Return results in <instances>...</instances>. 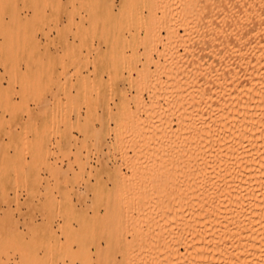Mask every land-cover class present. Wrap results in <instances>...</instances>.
<instances>
[{"label":"rangeland","instance_id":"rangeland-1","mask_svg":"<svg viewBox=\"0 0 264 264\" xmlns=\"http://www.w3.org/2000/svg\"><path fill=\"white\" fill-rule=\"evenodd\" d=\"M145 1L148 3V5H145L147 4ZM145 1H143L145 3L144 4L142 0L140 1L139 0H0V264H121L122 251L124 250L127 244L124 238L126 235H127L126 237L128 238L132 237V234L134 233L133 231H135L136 229L135 225L138 221V220L135 221V219H137L136 215H138V209H136V207L131 208L129 210V213H126V209H127L126 206L128 202L131 200L137 202V200H135L137 199V195H133L132 193L129 192V190L131 189L132 191L131 190L130 191L133 193H136V191L140 192L139 188H137L138 186H136L138 184L135 183L136 177L134 178L135 179L133 182L134 184L132 183V185L135 184L136 185L133 186V188L130 186L132 181H129L128 179L132 180L133 179L132 174L134 173L130 172L129 169L131 165V164L129 165L130 161L129 163H126V161L128 162V159L132 161L133 159L132 163L134 164L131 165L132 166L131 169H132L133 166L135 165V160H137L136 164H138V166L135 165L134 170L131 171H137L138 169L139 170L141 169L140 171H142L143 169L146 168L151 169L150 168L151 166L153 167L155 166L156 168L157 167L156 164L159 163V161L157 163L156 160L159 158V156L157 155H159L158 150L160 148L157 145L159 143H157L154 139H152L154 141V145L152 144L153 145L152 146L151 144H149L152 147L151 146L150 147L147 146V147L153 150L155 143H157L156 145L158 148L156 146L155 147L158 149L157 150L158 153L155 151L156 148H154V151L156 152V156H155L153 155L155 152L151 153L152 151H150L149 149L150 151L149 153H151V157H148L149 159L147 160L146 158L149 155L147 156L145 155L148 153V149L146 147L147 149L146 150L145 148L142 147V145L143 144H145L144 146L148 145L147 141L151 138V136L147 135V137L150 138L148 139L146 137L148 139L147 141L145 140L146 143L145 141H143L144 142L143 143L141 140L144 134L145 135L147 134L144 130L147 128L149 124L145 126L146 128L144 127V125L143 126L141 125L143 120H147L149 118V117L147 118V116L149 114L148 112L150 111L149 109L147 112H144L145 108L143 107V103L145 100H147L145 101V104L149 103L148 98L150 99L151 97H149L150 94L148 91L152 89L153 86H155L156 84L154 82L152 83L151 81L150 83L153 85H151L150 87L149 81L148 84L145 83L143 85V80H141L142 81L141 84L143 85L142 86L139 85L140 82L138 81H140V78H138L139 80L137 79L138 81L135 82V83H139L137 84L138 89L140 87V89L142 88L143 90V87H145V85L146 87L149 86L148 87L149 89L146 88L148 89L147 91H145L146 89H144V92L142 90L140 91L136 87H135L136 89L134 88V85L136 84L131 85V87L132 86L133 87L130 89V84L124 81V79H126L128 76V72H130V71H126L127 68L128 69L130 68L127 65L129 64L132 67L131 72L136 77L139 74L138 72L136 73L135 71L136 70L141 71L139 67L142 68L141 67L142 65H147V66L150 65V68L148 67L149 73L152 70L151 68L154 67L153 71L155 72L153 73H156L155 75L156 76L159 75V77L160 74H162L161 78L164 80V77L166 79V75L164 72L166 69L164 68L163 72H161V69H163L164 64L165 67L168 68L167 64L169 62V59H173V56H175L174 60L176 62L179 59V61L177 62L179 66L177 65V63L174 62L175 65H177L179 68L181 65L185 64L186 61L188 62V60L192 58L191 57L192 53L195 54V52L191 53V51L197 50L196 55H199L198 52H201L200 56L206 54L205 52L206 49H204V47H206V43L203 45V43L205 42V40L202 42V40L204 39L203 37H201V39L203 38L202 40L198 39L199 42L198 40L195 39H194L195 43L192 42L193 36H191L192 35L191 31L187 29L189 27V23L191 24V21L188 23L187 28H184L185 26L184 27L182 26L183 21L181 20V18L188 16L190 17V15L186 16L187 14H189L186 13L188 11L186 9L188 8L187 5L190 0H168L169 2L167 0H152L155 1L153 2V4L152 2H150L151 0H145ZM163 2H165L164 3L165 5L163 4ZM150 3L151 5H149ZM163 5L165 7H163ZM149 6L151 7L149 8ZM141 7L144 9L142 10L143 13L141 12L142 9ZM167 9L169 11H167ZM164 11L165 12L167 11L166 14L167 17L164 16L165 15ZM168 14L170 15L169 18L172 17L170 19L171 23L170 22L169 23L172 25L174 22V26H169V23L167 24V22H164L165 19L168 18L169 16ZM39 16L40 18L42 17L41 21L40 18H38ZM143 18L146 21L142 20ZM186 19L184 18V20ZM157 20L160 21L159 24L156 23ZM200 22L203 23L202 21ZM165 23L166 25H164ZM177 23H181L180 26ZM184 23L186 22H183V24ZM155 24L157 25L155 26ZM37 25L44 28L43 29L44 31L50 33L44 35V33L46 32H42V31L38 32V35L40 34L39 38L41 42L37 44H31L28 41L26 42L25 40L26 34L30 33L32 29ZM176 25L179 26V29L178 27L176 29ZM167 26L170 27L171 29L170 28L166 29L165 27ZM172 27H175L174 28L175 31L172 30ZM152 28L153 30L155 29L157 31H160L159 33L162 35L161 36V38H163L162 40H159L161 38L156 32H155L156 35H152L154 34V31L152 30L153 33L151 31ZM158 28L160 30H158ZM149 30L151 32H149ZM178 30H179L178 32L179 36L180 35L182 36L180 38L182 40H180L178 36V40L180 42H177V38L175 37L176 38L175 40V38L173 37L174 35H176ZM168 31L172 33L171 35L174 38V40H170L173 39L172 37L170 38L171 35L170 36L167 35L168 37L166 36V33ZM182 32L183 35L181 34ZM186 32H189L190 34L188 33L189 34L188 35ZM74 33H76V37ZM77 35H79V37ZM184 36L187 37V40L186 37ZM168 39L170 40V42L171 41L174 42V44H172L173 42L170 44L173 48L175 44L177 45L175 49H172L171 47L167 46ZM200 40L202 44H198L201 43ZM91 41L92 43L94 42L93 45L92 43H90ZM192 43L194 44L193 46L194 48L191 47L193 45ZM196 43L198 44L197 46H199V48L196 47ZM110 44L111 45L113 44L115 46L113 48L116 49L118 52L114 49L110 50V48H112ZM166 46L167 48L169 47L172 50L169 49L165 50ZM119 47L124 50L123 52H125V54L122 52V50ZM201 48H203L202 50H204V52L201 50ZM173 50H176L175 52L179 51L180 54L177 53L179 54L177 55L175 53V55L174 54L172 55L171 53L172 57L166 58L168 54L166 55V53H163V51H166L167 53L169 52L170 54V51L172 52ZM120 51L122 52V55ZM160 52L161 55L162 54L165 55V58L168 59L167 60L168 62L164 59V55L160 56V60L158 62H162L164 59L167 62V64L165 61H164L165 63L162 62V65L160 63L161 69L159 68L160 69L159 70L155 68V66L159 67V64H157L156 62L158 60V56L160 55ZM59 55L61 56L63 55V57ZM116 55L118 56V59H116L117 58ZM147 56L148 57L154 56L153 58L155 60L149 58V61H151L152 63L150 62L149 64H146L148 62L142 60H146ZM176 56L179 57H177L176 59ZM125 57H127L126 58L127 60L124 59ZM186 57H190V58L186 59ZM36 59L39 60L38 64H34V65L32 64V66L27 68L26 64L29 62H34ZM150 59H152L153 61ZM90 60L94 62L96 69H93L94 65L92 66L93 62ZM113 60L114 63H116V65L113 64ZM120 60H124L125 62L124 61L120 62ZM181 60L185 63H183ZM111 61H112V65H114V68L112 67V65H110ZM173 61L171 60V63ZM154 62L156 65L155 64L153 65ZM174 63H172L171 65L173 71L177 67L174 66ZM107 65L110 68L109 71L111 73H108ZM122 66H124L125 68L123 69ZM168 66H170V62ZM133 67L135 69H133ZM144 68L148 70L147 67ZM156 69L158 70V72H156ZM169 69L170 67L167 70L169 71ZM167 70H166V74L168 72ZM93 71L95 72L93 73ZM121 71L123 73H121ZM113 73L114 75H118V76L122 74L120 77L124 79H122V81H119L120 84L118 82L115 84V81H113L114 80L112 78ZM142 73L143 72H141V75ZM147 73L145 72V74ZM169 73L170 72H168V74ZM151 74L146 75V77L148 76L146 80H148L149 78L152 79L153 77L156 78V76H153ZM141 75H139V77H141ZM143 76L145 75L143 74ZM99 79L102 80L103 86L105 87L104 89L105 94L104 96H100V97L97 95L96 92L97 91L96 82ZM142 79H144V77ZM111 84L112 86H110ZM32 85H34V87H32ZM118 85L120 89H124V91L126 89L128 90V91L126 90L128 92L126 99L131 95L130 98H128L129 100L125 99L124 103L127 104L129 102L130 105L132 104L131 108H129L130 106L129 104L127 105L129 112L128 110L126 111L128 113H133L137 115L139 126L137 127L136 130H139V127L140 129H142L143 127L145 128V129L143 128L144 130L143 129L140 130L141 132L143 131V133L145 132L143 135L141 134V132L139 131H138L139 133L137 132L139 134L138 137L139 139L137 141L140 140V142L143 143L141 144L139 142L141 144L140 148L145 149L144 152L146 154L142 153L143 150L142 151L138 150V146H140V144L136 143L137 138L133 140L134 142L136 141L134 144H137L138 146L133 144V140L131 142V140L129 139L130 140L129 142L132 144V147L136 150L134 151L137 153L139 152L140 154L142 153L143 156H145L146 161L148 162H146L143 159L144 158L143 156L141 157L139 155H138V158L140 157L139 161L137 158H133V157L132 159H130L131 153L133 154V156L135 155V153L134 151L132 152V150H130L132 149V147L130 148L131 145H129L130 143L128 142L127 138L126 140L129 147H127L125 141V143H123V147H119L118 145V147L116 148L117 142H115L116 140H114V138L117 139V135L116 133L115 134L113 133L114 130L116 131L118 130V128L114 122L115 119L113 118L118 117V115H120L119 113H122L121 111L123 108L121 109L120 105H122V107L123 105L126 107L125 104L120 103L123 102V100L121 99L120 95L117 94L116 86ZM100 90L101 88L99 89V91ZM109 91L111 92L110 94ZM135 92L138 93V95ZM141 92H142V96H141ZM132 93L134 94L132 95ZM95 94L98 96L96 98L98 99L100 98V100H98V103L96 102L97 99L95 98L96 96ZM146 94H148V96ZM134 95L136 96L137 99L140 96L141 97L144 96L145 99L144 100L142 98V100L144 101L140 103V105H142L141 106L142 108L140 107V105L135 104L136 110H138L137 112L135 110V107H133L134 102L137 103V101H141V100L140 99L136 100L134 98L135 97ZM31 97L37 98L38 100L35 101L36 99H33ZM93 98L95 99V102L97 104L93 103L94 102ZM157 98H155L156 100L155 104L158 103V105H160L159 103H161V101L164 98L159 97L158 99L159 102L157 101ZM107 100L110 103L107 102ZM164 100L161 103V106L158 105L157 106L163 109L165 105L166 108L164 110H167L166 113L168 117L172 116L173 115L172 113L174 112L171 107L173 106L171 104H170L171 106H169L167 100L165 101ZM37 103L47 104L48 110H46L47 112L46 115L48 114L50 115L52 113L51 110L53 109L51 108H54L55 105H56L55 107L56 109L55 108L54 109L56 112L59 111V109L60 111H62L67 107L72 110V112H70L71 110L67 108V111L69 110L68 112L69 114L67 112H66L67 114H65L64 113V111L66 110L65 109L62 112V114L65 117L61 116L62 114L58 112L59 113L58 118L59 115L61 118L63 117L62 119H65L67 116L70 115L71 118L70 116L69 118L71 120L66 118V121H64V123L60 121L62 120L61 118L56 120L57 123L61 126L60 129L64 130V132H66L67 135L65 134L62 137L59 135L60 133L56 134L57 132L55 130H52L50 132L48 130V132L47 131L44 132V134H46V138H45L46 143L48 142V147L50 148L47 154L49 167L43 164L42 159H40L41 156H44L46 154L43 151V149L40 147V145L42 146V144L39 145V141L33 140L32 132L30 133L29 130L27 129L28 132L30 133L29 134L27 130L24 131L21 128L20 124H17V119H20L21 117L23 118V120L24 119L27 120L30 115H32V117H40L41 115H43V113H45L44 110L45 107H43L44 109H42L41 107L42 105L39 106ZM106 103L110 105L107 106ZM151 103L152 101H150L149 104ZM60 105L62 106L60 107ZM89 105L90 107L88 110L87 106ZM95 105H97V108H94L96 107ZM137 105L139 108H141L143 113H141L140 109L137 108ZM114 107L117 108L118 110L117 112H116V108ZM78 109H80V114L81 113L83 114L80 115L79 112L77 113L76 111H79ZM93 109H97L99 111ZM101 109L102 111H100ZM109 109L110 111L108 112ZM92 110H93V115L91 113L92 117H90L89 115H87V113L89 114V112H91ZM169 110H171V113H169L170 112ZM95 111H97L96 114ZM56 112L54 114H56ZM109 113H111V116ZM82 115H84V117ZM85 115H87V119L89 118L90 120L87 119L84 120V126L87 128L86 129L87 134L84 136L85 133L84 134L82 133L85 132V128L82 129L83 124L80 122H82L83 119L86 118ZM149 115L151 117V114ZM76 116H78L79 118L77 117L76 119L75 118ZM175 116H177V114H175L174 117L172 116L173 120L171 117H169L171 118L170 119L171 121L170 120L169 121L172 124V127L176 130L178 126L177 125L178 122L175 123V121H178V119L176 120L177 117ZM153 118L154 119L152 120L155 121V114ZM91 119L93 121L95 119L97 120H95V122H91L92 121ZM152 120L150 118L148 119L149 122L150 121L152 122ZM70 121L72 122V124ZM148 121H146V123H148ZM68 122L74 126L77 125L76 123L78 122L80 124L77 125L79 126V128L75 126L76 129L74 130L73 127H71L72 129L71 130ZM143 123L146 124L145 121ZM14 124H17L18 132L23 133L24 131L26 135L28 133L30 137V138L28 137V140L29 139L31 140V141L29 140L30 141L29 143L21 142L19 144V150L17 152L15 151V148L9 143L11 131L13 130L11 127ZM62 124H66L65 127ZM93 124L95 126H93ZM86 125H88V127ZM98 126H100L99 127L100 129L98 128L99 130L97 133L93 132L95 134V137H92L94 135H92L91 130H93L94 128H96L97 130ZM112 126L114 127V130ZM150 126L153 127L150 124L148 126V130L146 131L150 132L149 131V129L151 128ZM110 128L113 131V133L112 131H110L109 134L106 130L109 131ZM152 129L154 128H151L150 135L154 134V133L152 134ZM69 130L71 131V135ZM79 131L82 133H80ZM96 134H98V137H96L97 136ZM108 134L111 136H106ZM55 136L56 138H59L60 136L59 139L60 141L58 142L56 141L57 143L53 142V140L55 141L56 139ZM78 136L79 137L82 136L83 138L82 137L79 138ZM174 137L175 136H173V138ZM152 138H156V137L153 136ZM173 138L169 139L167 135L165 140L167 142L172 140L171 141L172 143L171 142L169 143L171 145L174 144L173 145L174 148L176 142L173 143L174 141ZM90 139L94 143L93 146H92V141ZM157 139L158 138H156V140ZM153 141H151V143H153ZM81 142H83L84 144L86 143L87 147L83 146L84 145L83 144L80 150V146L82 144ZM148 143H150V141H148ZM110 144L113 145L111 146ZM124 144L126 145L125 147ZM83 147H85L86 150H84ZM106 148H109V150H107ZM120 148L122 149L124 148V149L122 150ZM163 148L165 149V146ZM168 148L170 147L166 143L167 153L165 154V151L162 152V154L164 153L165 155L164 154L162 155L164 157L162 158V162L160 160L161 163L164 162L165 158H167V161L169 159L171 160L170 157L173 154L171 153L173 149L171 148L172 151H170L169 154L168 150L171 149ZM118 150L120 151L122 150L123 152L124 150H126L128 155L127 158L129 156L130 158L127 159L125 157L126 153L125 155L121 156L120 153L122 151L120 152ZM91 151L94 152V153L92 152L93 153L92 155H91ZM88 152H89L88 156L91 157L90 159L87 157ZM123 152L121 154H124ZM115 154L116 156L119 155L118 156L119 158L113 156ZM167 154H169L170 157H166ZM136 156L137 155H135L134 157ZM108 157L110 158V160L108 159ZM123 157L126 159L125 160L126 164H124V160L122 161V159H124ZM152 157H154L156 160H154L153 158L152 161ZM173 157L172 159L174 160L176 159L175 162L177 163L176 156L174 155ZM142 159L144 160L143 162ZM150 159H151L150 162H153L155 164L154 165L150 164L151 166L149 167L148 165L150 163L149 162ZM140 160L142 163L140 162ZM170 160L168 163H170ZM118 162H120L121 164L119 165ZM139 162L141 166L139 165ZM179 162L182 163L183 167L181 164L180 167L179 163L173 165L172 164L173 160H172L171 165H173L176 170L171 169L173 171L171 172L170 170L169 172L173 174L175 171L179 169L178 170L179 172L177 171V173L175 174L179 173L178 175L180 177L181 176L183 177L184 176L183 174L185 173L184 172L185 166L181 159H179ZM85 164L86 166H84ZM88 164L90 165L92 164L91 168H89L90 165L88 166ZM95 164L98 165L95 166ZM122 164H124V166ZM142 164H144V167H142L143 166ZM162 165L163 168L166 169V171L167 169L168 170L170 169V168H166L168 164L166 165L164 163ZM94 166L96 167V169H94L95 168ZM126 166L127 167L129 166V168L126 169L127 168ZM135 167L138 168L135 169ZM117 168L118 170L119 168H121L122 169L121 171H124V172L120 171L123 177L121 176V174H119L120 172L117 170ZM90 169L94 171L91 173ZM181 172H183V174H181ZM126 175H128L127 177L130 176V178H126ZM33 176H35V178H33ZM31 177L33 178L32 181L30 180ZM124 177L130 183L129 184L128 181L125 180L126 181V185L124 184L125 187L123 184H121L120 181V178L125 179ZM175 177L177 179L178 176L176 175ZM183 178H180L181 182H179L180 181L179 178L177 179V182L182 184V188H183V180H182ZM107 183L109 186L107 185ZM117 184L118 185L120 184L121 186H118ZM127 184L130 186V188H128L129 190L127 189V191H125L126 189H123L124 192H122L121 189L123 187L127 188L126 187ZM177 185L179 184H176V186ZM96 187H97V192H95ZM116 187L119 188L122 187V188L120 190L117 188L119 190L118 192ZM134 187H136L139 191L137 189H134ZM182 188L181 190L179 189V187L177 188V192L179 194L176 192V189H174V191L178 194L177 195L174 192V195H177L176 197H178L179 195L182 196V192H181L183 191ZM115 189L117 190L118 194L114 192L116 191ZM133 190L136 191L134 192ZM126 192H128V195L126 194ZM122 193L127 195L126 197H128L129 195L130 196L128 198L123 197L125 195L121 196ZM174 195L173 198H175ZM131 196H136V197H134L133 199V197L131 198ZM126 199L129 200L127 201ZM113 209L114 212H112ZM107 212L108 214H105ZM129 214L130 215L132 214L133 216L132 215L130 216ZM130 217H133V219H131ZM125 218H129V219H127L126 221ZM82 219L84 220V222L82 221ZM128 220H130L131 223L128 222ZM119 223H121L120 226ZM132 224H134V226ZM131 225L133 226L134 229H132ZM124 226H127V229ZM98 228L104 230L101 233H99V235L97 232ZM125 229L127 231H124ZM115 230H117V234L116 232H114ZM128 231H130L131 235H129ZM107 238H112L113 240L111 242L110 241L107 242ZM114 256L118 257L116 260L117 262H112Z\"/></svg>","mask_w":264,"mask_h":264},{"label":"bare ground","instance_id":"bare-ground-1","mask_svg":"<svg viewBox=\"0 0 264 264\" xmlns=\"http://www.w3.org/2000/svg\"><path fill=\"white\" fill-rule=\"evenodd\" d=\"M143 1L145 0H142V2ZM150 2H152L153 4V2L155 1L151 0ZM164 3L165 2H163V4ZM145 5H148V3ZM149 5H151V3ZM164 5L163 7H165ZM187 6L188 8L187 9L185 8L186 10H188L186 13H189V14H187L186 16L190 15L191 18L188 16V17H182L183 18L182 19L181 18V16L183 15L182 13L180 18L183 22H186L184 24L182 22V26L183 27L185 26L184 28H187L188 23L191 21V24L189 23V27L187 29L191 31V34H192L191 36H193L192 42H194V39L198 40V39H201V37H203L204 39L202 38L203 40L202 39L201 40L202 42L205 40L203 45L206 43V47H204V49H206L205 55L200 56L201 52H198L199 55H196L197 50L194 51L192 49L193 51H191V53L195 52V54L189 53L192 55V56L190 55L192 58L189 59L188 62L185 60L186 63L182 61L184 59L183 58L181 61L185 64L183 65L180 64L181 66L178 68L179 65L177 62L179 61V59L176 62L174 60L175 56H173V59H169L170 66H168L169 62L167 61L168 59L166 58H169V57L171 58L172 57L171 53L172 55L173 54L175 55V53L177 54L179 53V51L175 52L176 50H173L172 52L170 51V54L169 52L167 53L166 51H163V53H166V55L168 54L166 58H165V55L162 54L164 55V59L168 62V64L164 59L162 62L165 61L167 64V67L168 68L170 67L168 71L167 70L168 68L165 67V64L163 65V69L160 68L161 67L160 63L162 65V62H158L160 60V56H162L160 52L157 62L155 61L157 64H159V67L155 66V68L157 69L160 68L161 72H163L165 68L168 72L171 73V74L170 73L168 74L167 72L166 74V70H165L164 72L166 75V79L164 77V80L161 78L162 74H160V77H159V75L156 76L155 75L156 73H153L155 72L153 71L154 67L151 68L152 70L149 73L150 65L149 66L142 65L141 66L142 68L139 67L141 71L140 70L135 71L136 73L138 72L139 75H141V72H143L141 77L144 74L145 75L143 76L144 79H142L143 77L142 78L139 77V75H137V77L134 76L133 73L131 72L132 67L129 64L127 66L130 67L129 68L130 70L126 66L127 68L126 71H130L128 72V76L126 79L120 77L122 74L118 76V75H114L113 73V76H112V78L114 79L113 81H115V84L117 82L119 83V81H122V79H124V81L130 84V89L133 87V86L131 87V85H134V84H136L134 85V88L136 87L138 89L137 84L139 83H135L139 80L138 78H140V81H138L140 82L139 85H142L141 80H143V85L145 83L148 84V81L149 83L152 81V83L154 82L156 84L155 86H153L152 89L148 91L150 94L149 97H151L150 99L148 98V100H149V103L150 101H152L151 104L149 103L145 104V101L147 100L144 99V96L141 97L142 92H141V96L139 95L141 98L138 97L137 99L136 96L138 95V93L135 92L137 95L135 94L136 96L134 95L135 96L134 98L136 100L140 99L141 101H137V103L134 102V106H133L135 107V110H136L135 104L140 105V103H142V101L145 100L143 103V107L145 108V111H144V108H143V111L147 112L150 109L148 113L151 114V117L148 114L147 118L149 117L152 120L154 119L153 117L155 114V121L152 120V122L151 121L149 122L148 121L149 118H148L147 120H143V122L145 121L146 123V121H148V123L144 124L142 122V125H141V126L144 125L145 127L147 126V124L149 125L151 124L153 127L151 126L150 127L154 128L152 129V134L154 133L153 135H150L151 134L150 127H149L150 132L146 131L148 130L149 125L147 126V128L145 127L146 129L143 127L145 130L142 128L147 133L146 135L144 134L145 132L143 133V131L142 132L140 131L142 130L140 129V127H139V130H136L137 127L139 126L137 115L133 113H128L129 110H128L127 105L129 104V102L127 104L124 103L128 90L126 89L127 91L126 90L124 91V89L119 88V85L116 86L117 94L120 95L121 99L123 100V102H120V103L125 104L127 107L126 109L124 105L123 107L122 105H120L121 109L123 108L121 111L122 113L118 112L120 115L117 114L118 117L113 118L115 119L114 122L118 128V130H116L117 132L114 130L113 126L112 127L114 130V133L111 130V128L109 129V131L106 130L109 134H110V131H112L113 134L116 133L117 139L114 138V140H116L115 142H117L116 148L118 147V145L119 147H123V143H125L126 141L125 144H127V140L128 142L130 140L132 142L133 139L135 140L137 138L136 139L137 141L139 139L138 138L139 132H141V134L142 135L144 134L145 136V138L144 136L142 137L141 139L142 142L145 140L147 141L150 138V137L148 138L147 135L151 136V138L148 140L150 141V143H148L147 141L148 145L146 146H144L145 145L143 144L144 142L142 143L140 142V140L137 142L135 141L138 144L140 143L143 144L142 145L143 148L146 149L147 146L150 147L152 144L154 145V141L152 139H154L157 143L160 144L159 146V144L155 143L156 147L157 145L158 147H160L159 150L157 149L158 147L156 148L155 146L153 147V150L147 147L148 153L146 154L144 152L145 149L140 148L141 144L140 146H138L137 144H134L135 142L133 140V144L138 146L139 151L143 150L142 153L143 154L145 153L146 154L145 156L149 155L146 158L147 160L149 159L148 157H151V153H154L155 151L157 152L158 150L159 155L157 156H159V158L157 157L158 159L156 160L154 157H152V161H153V158L154 160H156L157 163L159 161V163L156 164L157 167L155 168V166L153 167L150 165V164H153V165L155 164L153 162H150L151 159L149 160L150 162L149 165L147 164L149 167L151 166L150 167L151 169L155 168L153 170L146 168V169H143L142 171H140L141 169L140 170L138 169L139 171L138 170L131 171V170H134L135 165L138 166V164H136L137 160H135V165L131 169L132 167L131 165L134 164L132 163L133 162L132 157L137 158L139 161L140 157L138 158V155L142 157L143 154L142 153L140 154L139 152L138 153L135 152L136 150L132 147V144L130 142H129L130 143L129 145H131L130 148L132 147V149L130 150H132V152L135 150L134 153L135 155H137L136 157H134L135 155L133 156V154L131 153V158L130 156L128 158L132 159V161L127 158L128 156L127 152L129 148L127 149V152L126 150H124L123 152L122 150L124 148L123 149L120 148L122 149L121 151L124 154H121L122 152L118 150L121 152L120 153L121 156L125 155L126 153L125 157L128 159V162L126 161V163H129L130 161L129 163V165L131 164L130 168L129 166L128 167L126 166L127 167L126 169L129 168L130 172L134 173L132 174L133 179L132 180L128 179L129 181H132L130 186L133 188V186L138 184L136 186H138L137 188H139L140 190V192L133 190L134 192L136 191L137 193L136 194V193L131 192L132 191L131 189H130L131 191L128 189L130 188L128 184L126 186L127 188H124L126 185V181H128L126 178H130V176L127 177L128 175H126V178L124 177L125 179L120 178L121 184L123 185L125 184L124 187L123 186H122L123 188L116 187V189L118 188L119 190L122 188L121 189L122 192H124L123 189H126L125 191H127L128 189L130 193H132L133 195H137V199H135L137 200V202L134 200L129 201L130 203L128 202L126 206L127 208L126 213H129V210L133 207H136V209H138V215H136L137 219H135V221L137 220L138 221L135 225L136 229L135 231H133L134 233L132 234V237L128 238L126 237L127 235L126 236L124 235L125 236L124 240L126 241L127 244L124 250L122 251L121 264H264V0H190ZM150 7L151 6H149V8ZM142 10L144 9L142 8L141 12ZM167 11L169 10L167 9ZM167 11L166 12L164 11L165 13L164 16H166ZM169 17L170 15L164 21V22H167V24L169 22L171 23L170 19L172 17L171 18ZM38 18H40V16ZM184 18L185 19L187 18V19L184 20ZM41 19L42 17L40 18V21ZM142 20L146 21L144 18ZM157 21L156 23L159 24L160 21L158 22ZM200 21H202L203 23H201ZM170 23H169V26H174V22L172 25ZM157 24H155V26ZM177 24H179L180 26L181 23H177ZM164 25H166V23ZM179 26L176 25V29L177 27L179 29ZM165 28L167 29L170 27L167 26ZM174 28L175 27H172V30L175 31ZM43 29L44 28L40 27L39 25L35 26L30 33L26 34V38H25L26 42L28 41L31 44H37L41 42L39 38L40 34L38 35V32L40 31L46 32ZM152 30L153 28L151 29V31ZM158 30L160 29L158 28ZM151 31L149 30V32ZM153 31H154V34H152ZM153 31L151 33L152 35H156L155 34L156 32L161 38L162 35L159 33L160 31H157L155 29ZM178 32L179 30L176 33L177 36L174 35L173 37L174 38L176 37L177 42H180L178 40V36H179ZM48 33L50 32H46L44 33V35L45 34L47 35ZM186 33L188 34L189 32H186ZM74 34L76 37V33ZM171 34L172 33L168 31L166 33V36L167 35L170 36ZM181 34L183 35V32ZM99 35H102V34H99ZM77 36L79 37V35ZM171 37L172 35L170 36V38ZM181 37L182 36L180 35L179 39ZM174 38L170 40H174ZM162 39L163 38L159 40H162ZM170 40L169 39L167 40V46L171 47L172 49H175L177 45L175 44L173 48L170 45L173 41L170 42ZM186 40H187V37H186ZM202 42L198 44H202ZM90 43H92V41ZM197 43H196V47L199 48V46H197L198 45ZM172 44H174V42ZM110 46L112 47L110 48V50L114 49L113 47H115L113 44L112 45L110 44ZM167 46L165 50L167 49L172 50L169 47L167 48ZM193 46L194 44L191 47ZM202 49L203 48H201V50ZM121 50L122 52L124 51L123 49ZM177 50H180V49H177ZM202 51L204 52V50ZM122 52H121V55H122ZM123 53L125 54V52ZM63 55L62 56L59 55V56L63 57ZM116 57H117L116 59H118L117 55ZM153 57L154 56L152 57L147 56L146 60H142V61H147L148 63L146 62L145 63L149 64L151 62L149 61V58H152L153 60H155ZM177 57L179 56H176V59ZM126 58L127 57H125L124 59ZM187 58H190V57H186V59ZM92 60H93V57H92ZM171 60L172 61L174 60L172 63L174 62L177 63L178 66L175 65L174 63V66L175 67L177 66L176 67L177 70L175 69L173 71V69L171 68V65H172ZM121 61H124V60H120V62ZM38 62L39 60L36 59L34 62L27 63L26 66L28 68L32 66V64L33 65L38 64ZM155 62L153 63V65L155 64ZM113 64L116 65V63H114V60H113ZM134 64H135V61H134ZM110 65H112V61ZM114 65H112L113 68H114ZM92 66H93V69H96L94 62ZM143 66L147 68L149 67L148 70L145 69ZM122 68L124 69L125 67L122 66ZM109 69L110 68L108 67L107 68L108 73H111ZM133 69L135 68L133 67ZM157 69H156V72H158ZM144 71L146 73L148 71V73L145 74ZM94 72L95 71H93V73ZM121 73L123 72L121 71ZM148 74L156 76V78L152 76L154 78V79L152 78L153 80L151 78L146 80V78L148 77V76L146 77V75ZM151 85L153 84L150 83V87ZM110 86H112V84ZM32 87H34V85H32ZM148 87H146L145 85V87H143V90L142 88L140 89V87L138 90L140 91L142 90L144 92V89ZM96 88H97L96 89L97 95L99 97L104 96L105 87L103 86L101 79L97 80ZM100 88L101 90L99 91ZM148 89H146L145 91H147ZM110 91H109V94L111 93ZM133 94L134 93H132V95ZM97 95L95 96V98L98 97ZM146 95L148 96V94ZM130 96L128 98H130ZM158 96L160 98L163 97L165 100H167V102L169 103V106L171 105L173 106L171 108L173 112L177 114V116H175L177 117L176 120L178 119V121H175V123L178 122L177 123L178 126L176 130L172 127V124L170 123L171 121L170 119L172 118V116L174 117L175 114L172 113L173 115L169 116L171 117L169 118L166 113L167 110H164L166 108L165 105L163 109L161 107H158V106H161V103L163 102L164 99L161 101V103H159L160 105H158V103L155 104L156 102L155 98H157ZM159 97L157 98V101ZM31 98L36 99L35 101L38 100L37 98H34V97H31ZM128 98L126 100H129ZM142 98L144 100H142ZM96 99H97L96 102L98 103V100H100V98L99 99L96 98ZM96 102L94 99L93 103L95 104ZM107 102L109 101L107 100ZM37 104L39 106L42 105L41 106L42 109H44L43 107H45L44 109L45 113H43V115H41L40 117H32V115H30L27 120L25 119L23 120V118L21 117L20 119H17V124H20L21 128L24 131L28 129L30 133L32 132L33 140L39 141V145L42 144V146L40 145V147L43 149V151L46 154L44 156H41L40 159H42L43 164L49 167L47 154L50 148L48 147V142L46 143V140H45L46 134H44V132L45 131L48 132V130L49 132L52 130H55L57 132V133L55 132L56 134L60 133L59 135L63 137L66 134V132L60 129L61 126L57 123L56 120L61 118L60 115L58 118L59 113L62 114V112L66 109L64 113L67 114L69 110L71 109L67 107L69 109L67 111V108L64 107L65 109H63L62 111H60L59 109V111L56 112L55 111L56 105H55L54 107L55 109L51 108L53 109L51 110L52 113L50 115L49 114L46 115L47 113L46 110H48L47 104H44V103H41V104L37 103ZM106 104L107 106L110 105V104L108 105V103ZM131 105L129 106V108H131ZM138 105H137V108H139ZM61 106L62 105H60V107ZM63 106H66V105H63ZM95 106L96 107L94 108H97V105ZM141 106L142 105H140V107ZM89 107L90 105L87 106L88 110H89ZM141 108L139 109L141 113H143ZM78 110L79 111H76V112L77 113L79 112L80 114V109ZM93 110H97V109H93ZM93 110L89 112V114L87 113V115L92 117L91 113L93 115ZM123 110L125 111L128 110V112L127 111L125 112ZM54 111L56 112V114H54L55 113ZM97 111H95V114ZM100 111H102V109ZM109 111L110 109L108 110V112ZM117 111L118 110L116 108V112ZM137 111L138 110H136V112ZM169 111H170L169 113H171V110ZM70 112H72V110ZM109 114L111 116V113ZM87 115H85L86 118L83 119L82 122H80L83 124L82 125L83 127L81 126L82 129L85 128V132L83 133L80 131L79 132L82 134L85 133L84 136L87 134L86 133L87 128L84 126V120L87 119ZM61 116L65 117L63 114ZM69 116H67L66 118L70 119L71 116L70 118ZM82 116L84 117V115ZM77 117L78 116H76L75 118L77 119ZM66 118L62 119L63 121L62 120L60 121L64 123V121H66ZM87 120H90V119L88 118ZM95 120L94 121L92 120L91 122H95ZM78 122L76 124L80 125ZM17 124H14L11 127L13 130L11 131L10 140H9V143L15 148L16 152L19 150V144L21 142L29 143L31 141L30 139H29L30 141L28 140V137L30 134L28 130L27 132L29 134L27 133V135L26 133H24V131L23 133L18 132ZM66 124H62V125L65 127ZM71 124L69 123L70 129L71 127H73V129L75 130L76 129L75 126L77 125L74 126ZM86 126L88 127V125ZM93 126L95 125L93 124ZM81 127H80V130H81ZM99 127L100 126L97 127V130L96 128H94L95 130L93 129L94 131L91 130L92 135H94L92 137H95V134L93 132L97 133L98 130L100 129ZM77 128H79V126H77ZM109 134L106 136H111ZM171 134L175 136L176 139L175 137L173 138ZM70 135H71V131H70ZM96 135H97L96 137H98V134ZM167 135L169 139L171 138L174 139L173 143L176 142V145L174 146V148H173L174 144L171 145L169 143L172 140L168 142L165 140ZM60 136L59 138H56L55 136V138L58 140L54 138L55 141L52 139L53 142L57 143L58 141H60L59 140ZM153 136L158 139L156 140V138H152ZM81 137L82 136H80L79 138ZM109 140H110V137H109ZM151 141H153V143H151ZM164 142H166L167 145L170 147L168 149H171V148L173 149V151L172 149L171 150L167 149V150H168V153L172 151L171 153H173L176 156L177 163L175 162L176 159L175 160L172 159V157L174 156L173 154H172L173 156L171 155L170 157L169 155L170 153L167 154L166 156V157L171 158V160L169 159L170 163H168L169 160L167 161V158H165L166 161L164 159V162L161 163L162 158L164 157L162 156L164 154V153L162 154V152L165 151V154L167 153L166 143ZM81 143L82 144L80 146V150H81L82 145L84 144L83 142ZM93 144L94 143L92 141V146ZM125 144H124V147L126 146ZM129 145L127 144V147H129ZM163 145L165 146V149L163 148L164 147ZM83 146L87 147L86 143ZM137 146H134V147H137ZM83 148L84 150H86L85 147ZM154 148H156L155 151H154ZM106 149L109 150V148H106ZM149 149L150 151H152L151 153H149L150 152ZM93 151H91V155L94 153ZM156 152L153 155L156 156ZM88 155H89V152L87 154V157L90 159L91 157H89ZM113 156L117 158L119 155L116 156L115 154ZM145 156H143L144 157L143 159L146 161ZM108 159L110 160L109 157ZM143 159H142V162L144 161ZM179 159L183 161V164L185 166V171H184L185 173L183 174V172H181V174L184 175L183 176L184 178L182 176L180 177L178 175L179 173L175 174L179 170L178 168H177L178 170L173 173L174 175L169 172L171 169L176 170L173 165L178 164V163L179 165L180 164L182 165V163L179 162ZM123 160H124V164H126L125 163L126 159L124 158L122 159V161ZM172 160H173V163H172ZM120 162H118L119 165L121 164ZM140 162H139V165H140ZM164 163L166 165L168 164L166 168H170L169 170L167 169L166 171V169L163 168L162 164ZM171 163L173 165H171ZM124 164L122 165L124 166ZM89 165L90 164H88V166ZM96 165L98 164H95V166ZM142 165H143L142 167H144V164ZM84 166H86V164ZM91 166L92 164L89 166V168H91ZM142 167H139V168H142ZM136 168L138 167H135V169ZM94 169H96V167ZM121 170L122 169L119 168L118 171L120 172ZM173 170H171V172ZM93 171L91 170V173ZM118 171H117V174H118ZM121 172H124V171H121ZM121 172L119 174H121ZM176 175L178 176L177 179L183 178L182 179L183 188H182V184L177 182V179L175 177ZM33 178H35V176H33ZM33 178L31 177L30 180L32 181ZM134 178L136 179L135 181L136 184L132 185V183L135 180ZM179 182H181V179ZM97 183H98V180H97ZM176 184H179L177 186L179 187L180 190L181 188L183 189V191H181L182 196L179 195L178 197H176L179 194L177 192L178 187L176 186ZM180 184H181V187H180ZM118 186H121V185L119 184ZM137 188L134 187V189H137ZM174 189H176V192L178 194L174 191ZM100 190H101V187H100ZM117 190L114 192L117 193ZM95 192H97V187H96ZM174 192L177 195H174ZM126 194L128 195V192H126ZM123 195L125 194L122 193L121 196ZM127 195L123 197H126ZM173 195L175 198H173ZM132 197L134 199V197L136 196H131V198ZM126 200L128 201L129 199H126ZM108 212L105 214H108ZM112 212H114V209ZM130 218L133 219V217H130ZM127 219L129 218H125L126 221ZM82 221L84 222L83 219ZM99 222H98V225H99ZM128 222H130V220H128ZM120 224L121 223H119V226ZM129 225H128V228H129ZM132 225L134 226V224ZM133 226H132V229H134ZM124 227H126L127 229V226H124ZM126 229L124 231H127ZM102 231L104 230L98 228L97 229L98 235ZM114 232H116L117 234V230H115ZM128 232H129V235H131L130 231ZM120 235H121V232H120ZM112 240H113L112 238H107V242L108 241L111 242ZM117 258H118L117 256H114L112 262H117L116 261Z\"/></svg>","mask_w":264,"mask_h":264}]
</instances>
